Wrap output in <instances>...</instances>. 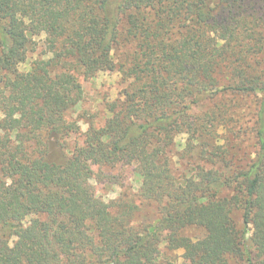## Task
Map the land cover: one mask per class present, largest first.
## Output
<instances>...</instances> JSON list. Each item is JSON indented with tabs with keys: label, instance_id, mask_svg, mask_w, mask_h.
Listing matches in <instances>:
<instances>
[{
	"label": "trees",
	"instance_id": "1",
	"mask_svg": "<svg viewBox=\"0 0 264 264\" xmlns=\"http://www.w3.org/2000/svg\"><path fill=\"white\" fill-rule=\"evenodd\" d=\"M113 71L82 133L80 79ZM0 264H264V0H0Z\"/></svg>",
	"mask_w": 264,
	"mask_h": 264
},
{
	"label": "rangeland",
	"instance_id": "2",
	"mask_svg": "<svg viewBox=\"0 0 264 264\" xmlns=\"http://www.w3.org/2000/svg\"><path fill=\"white\" fill-rule=\"evenodd\" d=\"M44 40V39H43ZM39 47L36 53L30 54L27 64L21 66L23 72H28L31 67V63L38 57L42 48V39H36ZM80 82L85 91L84 101L79 108L71 112V118L78 120L81 126V132L86 131L90 125V122L94 120L97 124L103 120L106 115V104L114 102L123 92L125 84L121 74L117 71L102 72L95 79L84 80L80 79ZM81 137H73L71 144L76 141L80 142ZM56 155L61 161L65 155L64 151L55 149ZM94 177L91 180L92 188L96 196L107 203L115 202L120 196L127 195L128 199L133 201L139 210L136 211L133 222L136 225L149 224L156 221V209L154 206L141 202L138 198V194L141 188L142 180L133 171V168L127 170L122 177H120L121 184L124 188L111 184L106 181L111 174H119V172L109 167H101L98 163L93 165ZM182 252H177L175 256H181ZM181 261V259H179Z\"/></svg>",
	"mask_w": 264,
	"mask_h": 264
}]
</instances>
